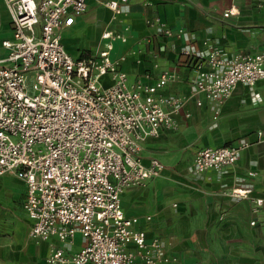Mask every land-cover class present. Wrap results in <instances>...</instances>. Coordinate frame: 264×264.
Here are the masks:
<instances>
[{
  "label": "built area",
  "instance_id": "1",
  "mask_svg": "<svg viewBox=\"0 0 264 264\" xmlns=\"http://www.w3.org/2000/svg\"><path fill=\"white\" fill-rule=\"evenodd\" d=\"M3 1L12 34L1 43L0 177L12 174L25 184L22 209L31 222L29 237L49 242L46 264H175L165 243L159 237L148 240L139 219L121 207L125 190L144 187L163 172L158 159L142 160V147L162 130H178L176 117L185 102L184 96L160 93L175 79L169 70L151 83L148 72L129 81L120 68L124 56H112L114 44L128 39L130 27L118 17L129 0L104 2L119 28L102 32L94 55L77 58L65 50L59 31L86 12V0ZM235 14L230 7L223 17ZM145 23L165 37L183 35L182 28L172 29L156 16ZM180 54L194 69L193 89L209 102L212 120L236 85L254 87L264 80V51L223 56L213 49L200 55L182 47ZM248 146L241 140L201 148L191 170L221 172ZM251 191L236 187L231 193L250 198L257 212L264 200L251 198ZM76 235L83 243L69 253Z\"/></svg>",
  "mask_w": 264,
  "mask_h": 264
},
{
  "label": "crops",
  "instance_id": "2",
  "mask_svg": "<svg viewBox=\"0 0 264 264\" xmlns=\"http://www.w3.org/2000/svg\"><path fill=\"white\" fill-rule=\"evenodd\" d=\"M106 1L86 0V12L75 18L72 26L59 31L65 50L74 58L86 53L94 55L101 47L102 32L119 28L112 20L111 10L104 5ZM145 1L151 5H144ZM230 7L237 10V14L223 17ZM122 9L118 21L127 24L130 31L125 43L114 44L112 56H124L120 68L127 73L128 80L133 81L148 72L151 83L161 70L167 69L175 79L160 93L185 97L176 117L178 130H162L158 137L146 140L141 151L142 160L147 163L151 158L158 159L164 165L163 174L168 166L177 165L182 159L181 167L189 162L192 167L194 154L201 148L248 141L249 146L241 151L238 160L221 172L209 170L196 175L191 170L198 197V207L192 211L204 214L205 220L199 227L214 237L215 255L238 256L264 264V204L253 212L250 198H238L231 193L236 187H250L251 198L264 200V80L254 87L236 85L221 104L218 118L212 120L209 102L193 89L194 69L184 63L180 54L182 47L200 55L213 49L223 56L264 51V0H129ZM154 16L172 29L182 28L183 35L180 38L160 35L156 27H148L145 23L147 18ZM11 34L10 17L4 1L0 0V60L5 56L1 43ZM131 50L135 54H129ZM154 63L157 69L153 68ZM197 99L201 100V106L195 104ZM4 176L23 185L21 212L29 235L31 222L22 209L25 184L12 174L1 177ZM151 181L144 187L125 190L121 195L122 210L126 216L139 219L138 227L145 231L148 240L159 237L165 243L167 252L177 258L175 264H184L182 251L193 254V236L185 234L180 239L172 231L153 229L154 215L149 212L151 205L146 191ZM252 220L255 226H250ZM50 241L55 242L54 239ZM82 243L76 235L66 249L69 253L75 252ZM48 246V241L32 242L26 238L8 245L0 244V264H46Z\"/></svg>",
  "mask_w": 264,
  "mask_h": 264
},
{
  "label": "rangeland",
  "instance_id": "3",
  "mask_svg": "<svg viewBox=\"0 0 264 264\" xmlns=\"http://www.w3.org/2000/svg\"><path fill=\"white\" fill-rule=\"evenodd\" d=\"M186 152L184 150V153ZM180 163L168 166L164 173L153 179L147 187V200L151 205L149 212L154 215L153 229L159 232L172 231L180 239L185 234H192L193 254L188 255L186 250L182 251L184 264H255L254 261L243 260L238 256L215 255L214 237L205 228L201 230L199 227L205 220L204 214L197 215L192 211L198 207V197L191 163L184 168ZM22 197L21 182L5 176L0 178L1 245L15 243L23 238L34 242L24 225L21 212Z\"/></svg>",
  "mask_w": 264,
  "mask_h": 264
}]
</instances>
